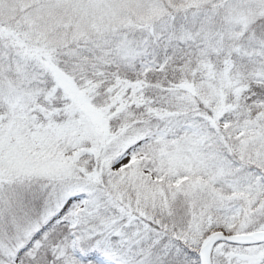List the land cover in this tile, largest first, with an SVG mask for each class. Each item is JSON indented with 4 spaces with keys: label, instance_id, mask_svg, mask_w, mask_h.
Instances as JSON below:
<instances>
[{
    "label": "snow or ice",
    "instance_id": "6c2138e0",
    "mask_svg": "<svg viewBox=\"0 0 264 264\" xmlns=\"http://www.w3.org/2000/svg\"><path fill=\"white\" fill-rule=\"evenodd\" d=\"M0 264H264V0H0Z\"/></svg>",
    "mask_w": 264,
    "mask_h": 264
}]
</instances>
